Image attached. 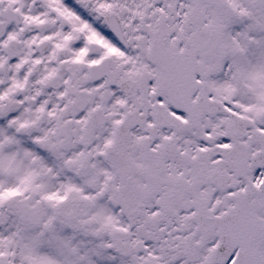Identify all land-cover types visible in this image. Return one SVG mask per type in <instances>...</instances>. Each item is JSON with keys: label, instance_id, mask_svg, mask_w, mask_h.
Masks as SVG:
<instances>
[{"label": "snow or ice", "instance_id": "obj_1", "mask_svg": "<svg viewBox=\"0 0 264 264\" xmlns=\"http://www.w3.org/2000/svg\"><path fill=\"white\" fill-rule=\"evenodd\" d=\"M0 264H264V0H0Z\"/></svg>", "mask_w": 264, "mask_h": 264}]
</instances>
